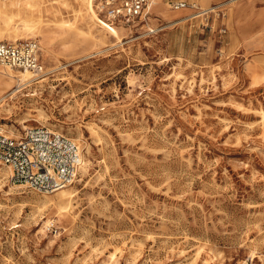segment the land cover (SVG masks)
<instances>
[{"label": "rangeland", "instance_id": "rangeland-1", "mask_svg": "<svg viewBox=\"0 0 264 264\" xmlns=\"http://www.w3.org/2000/svg\"><path fill=\"white\" fill-rule=\"evenodd\" d=\"M174 1L111 23L0 0V41L38 40L42 65L15 101L0 80V131L82 150L70 202L0 161V264H264V0Z\"/></svg>", "mask_w": 264, "mask_h": 264}, {"label": "built area", "instance_id": "built-area-1", "mask_svg": "<svg viewBox=\"0 0 264 264\" xmlns=\"http://www.w3.org/2000/svg\"><path fill=\"white\" fill-rule=\"evenodd\" d=\"M91 1L97 14L111 23H130L142 18L150 3V0ZM172 6L199 10L197 4L187 0H176ZM0 66L42 71L39 41L33 38L0 41ZM0 161L11 168L12 182L53 192L75 181L82 163V150L74 139L46 127L28 128L20 137L0 131Z\"/></svg>", "mask_w": 264, "mask_h": 264}, {"label": "bare ground", "instance_id": "bare-ground-1", "mask_svg": "<svg viewBox=\"0 0 264 264\" xmlns=\"http://www.w3.org/2000/svg\"><path fill=\"white\" fill-rule=\"evenodd\" d=\"M62 1L64 2L65 0H62ZM155 3H156V0H150L148 10H150ZM244 7L247 8V9L244 8V10H242L244 15L247 14V13H250V11L252 12L253 9H254V6L251 3L248 4L247 6L244 5ZM188 8H191V7H188ZM30 72H34V71L24 70V71H21L20 73L17 74L14 71L9 70V69H8V71H3V70L0 69V80H2L3 83H5L7 85V87H11V85L13 83H15V88L12 89L7 94V95H10L9 98H10L11 101H15V99H19L20 96H22L20 94L22 93L23 89L27 86V84H29L32 80H35L36 78H38L36 76L39 73L36 74L34 72V74H36V76L33 77L34 75L32 73H30ZM5 96L6 95H3L0 98V103L2 102V100L5 99ZM3 175H5V174L3 173ZM70 194H72V191H68V190L63 188V189H61L60 198L70 202L71 201V197H72V195L70 196ZM66 207L68 208L69 206L67 204H63V205L60 206L59 209H60V211H62L63 209H66ZM112 256L114 257L115 253H112Z\"/></svg>", "mask_w": 264, "mask_h": 264}]
</instances>
